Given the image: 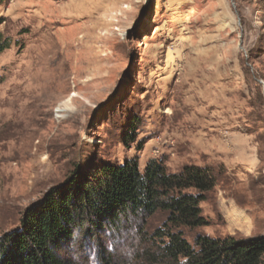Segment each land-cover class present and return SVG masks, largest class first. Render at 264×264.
I'll return each instance as SVG.
<instances>
[{"label":"rangeland","instance_id":"1","mask_svg":"<svg viewBox=\"0 0 264 264\" xmlns=\"http://www.w3.org/2000/svg\"><path fill=\"white\" fill-rule=\"evenodd\" d=\"M0 17V236L77 168L138 158L214 172L191 244L264 237V0H9ZM165 219L76 233L59 254L134 264L135 229Z\"/></svg>","mask_w":264,"mask_h":264},{"label":"trees","instance_id":"2","mask_svg":"<svg viewBox=\"0 0 264 264\" xmlns=\"http://www.w3.org/2000/svg\"><path fill=\"white\" fill-rule=\"evenodd\" d=\"M8 1L0 0V7ZM5 21L0 17V56L11 47L1 30ZM131 128L136 132V126ZM77 169L74 177L26 210L20 229L0 236V264H82L59 254L61 244L76 233L92 235L106 226L120 235L133 222L142 223L158 213L166 219L151 234L143 225L135 229L140 248L134 264H264L262 236L198 234L194 244L186 239L184 229L208 225L201 205L217 186L210 168L186 165L169 173L163 161L153 159L141 170L134 158L124 164L103 163L92 172ZM103 264L133 263L108 256Z\"/></svg>","mask_w":264,"mask_h":264},{"label":"water","instance_id":"3","mask_svg":"<svg viewBox=\"0 0 264 264\" xmlns=\"http://www.w3.org/2000/svg\"><path fill=\"white\" fill-rule=\"evenodd\" d=\"M60 186V185H59Z\"/></svg>","mask_w":264,"mask_h":264}]
</instances>
